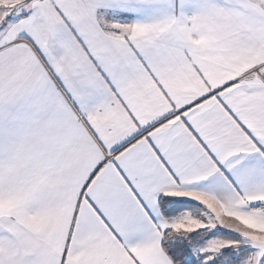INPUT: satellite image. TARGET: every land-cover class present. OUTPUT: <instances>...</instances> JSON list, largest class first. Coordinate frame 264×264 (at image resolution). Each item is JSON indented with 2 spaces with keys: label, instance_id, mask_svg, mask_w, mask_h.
<instances>
[{
  "label": "snow or ice",
  "instance_id": "obj_1",
  "mask_svg": "<svg viewBox=\"0 0 264 264\" xmlns=\"http://www.w3.org/2000/svg\"><path fill=\"white\" fill-rule=\"evenodd\" d=\"M0 264H264V0H0Z\"/></svg>",
  "mask_w": 264,
  "mask_h": 264
}]
</instances>
